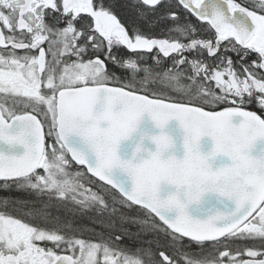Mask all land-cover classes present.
Wrapping results in <instances>:
<instances>
[{
  "label": "snow or ice",
  "instance_id": "obj_1",
  "mask_svg": "<svg viewBox=\"0 0 264 264\" xmlns=\"http://www.w3.org/2000/svg\"><path fill=\"white\" fill-rule=\"evenodd\" d=\"M116 3L0 0V264H264V0Z\"/></svg>",
  "mask_w": 264,
  "mask_h": 264
},
{
  "label": "trees",
  "instance_id": "obj_2",
  "mask_svg": "<svg viewBox=\"0 0 264 264\" xmlns=\"http://www.w3.org/2000/svg\"><path fill=\"white\" fill-rule=\"evenodd\" d=\"M118 3L120 4V2H117V4H118ZM126 8H127V9H124V13H123L124 15L121 16V18L123 19V21H125V24H126V25L129 26L131 23L135 22L139 27H143V28H146V30H149V24H148V21H146V20H142V19H139V18L137 17V14H136V12H135V10H134L133 8H130V9H128V7H126ZM121 18H120V19H121ZM122 19H121V20H122ZM151 30H152L154 33H156V34H159V32H160V27H159L158 25H152ZM120 52H122V53H126L127 50L120 49ZM188 55L191 56L192 54H188ZM229 56H230V55H229ZM110 70L116 72L118 75H121V76H126V75H127V73H126L125 71H123V70H121V69L115 67L114 65H113V68L110 69ZM4 195H5V194H4ZM7 195L10 196L9 194H6V196H7ZM19 198H22V196L19 197ZM123 210H124V211H128L129 215H135V214H136V212H135L134 209L131 210V211H129V210H127V209H123ZM60 215L63 216L64 213L61 212ZM89 215H92V214H89ZM76 223H78V224H83V225H87V226H89V227H93V228H98V229H99V225L93 224L92 221L89 220L87 217H78V218L76 219ZM125 227L129 228V229H130L131 231H133V232L136 231V226H134V225H125ZM147 238H148V237H145V239H147ZM126 243L131 244V241H126Z\"/></svg>",
  "mask_w": 264,
  "mask_h": 264
},
{
  "label": "flooded vegetation",
  "instance_id": "obj_3",
  "mask_svg": "<svg viewBox=\"0 0 264 264\" xmlns=\"http://www.w3.org/2000/svg\"><path fill=\"white\" fill-rule=\"evenodd\" d=\"M117 2H120V4L116 3V7L114 8V13L117 14L119 19L121 18V16L124 15L123 13H124V9H127L126 7H128V9L133 8L135 10V8L133 6V0H117ZM237 2L244 3L245 0H237ZM135 12H136V10H135ZM191 19L197 25L199 24V22L196 21L194 17H192ZM121 21L123 23H125V21H123V19ZM126 26H128V25H126ZM140 28L142 31H146V28H143V27H140ZM228 55H230L234 60L238 59V57L234 53H228ZM252 58H254V57H250L249 59H252ZM112 68H113V65L109 64V69H112ZM250 107L254 108L255 106L252 105ZM0 183H2V182H0ZM6 194H9L10 196H13V197H21L22 196V198H34V197H29L28 194L23 193V192H17L14 190L13 191H5L3 189H0V197L6 196ZM192 250L195 251L196 250L195 247H193Z\"/></svg>",
  "mask_w": 264,
  "mask_h": 264
},
{
  "label": "water",
  "instance_id": "obj_4",
  "mask_svg": "<svg viewBox=\"0 0 264 264\" xmlns=\"http://www.w3.org/2000/svg\"><path fill=\"white\" fill-rule=\"evenodd\" d=\"M142 128H149V130H152L154 131V129H151L150 128V122L147 121V118H145V122L142 124ZM169 129H173L175 130L176 132H178L179 130L176 129V121L173 120V121H170L169 123V126H168ZM207 141V138H202V150H206V147H207V144L205 143ZM178 155H182V150L180 153H178ZM164 193L162 192V195Z\"/></svg>",
  "mask_w": 264,
  "mask_h": 264
},
{
  "label": "rangeland",
  "instance_id": "obj_5",
  "mask_svg": "<svg viewBox=\"0 0 264 264\" xmlns=\"http://www.w3.org/2000/svg\"><path fill=\"white\" fill-rule=\"evenodd\" d=\"M146 31H148V30H146Z\"/></svg>",
  "mask_w": 264,
  "mask_h": 264
}]
</instances>
